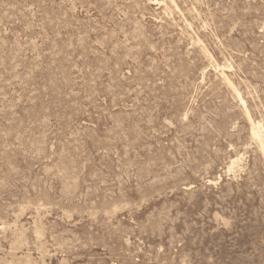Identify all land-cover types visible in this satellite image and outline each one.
I'll return each mask as SVG.
<instances>
[{"label": "rangeland", "instance_id": "rangeland-1", "mask_svg": "<svg viewBox=\"0 0 264 264\" xmlns=\"http://www.w3.org/2000/svg\"><path fill=\"white\" fill-rule=\"evenodd\" d=\"M0 264H264V0H0Z\"/></svg>", "mask_w": 264, "mask_h": 264}, {"label": "bare ground", "instance_id": "bare-ground-1", "mask_svg": "<svg viewBox=\"0 0 264 264\" xmlns=\"http://www.w3.org/2000/svg\"><path fill=\"white\" fill-rule=\"evenodd\" d=\"M253 126H254V125H253ZM256 127H257V126H256ZM252 128H253V127H252ZM257 129H258V127H257ZM251 130H252V129H251ZM255 130H256V129H254V131H251L254 135L257 134V131H255ZM258 131H259V130H258ZM252 138H253V137H252ZM255 139H256V137H255ZM255 139H254V140H255ZM258 139H259V138H258ZM259 145H260V141H259ZM258 147H259V149H260V146H258ZM261 147H262V146H261ZM261 151H262V150H261ZM236 160H237V159H236ZM232 161H233V160H232ZM231 163H232V162H231ZM234 163L236 164V162L233 161V163H232V167H233V164H234ZM235 164H234V165H235Z\"/></svg>", "mask_w": 264, "mask_h": 264}]
</instances>
